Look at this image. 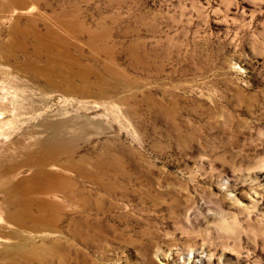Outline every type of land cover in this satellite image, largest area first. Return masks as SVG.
Masks as SVG:
<instances>
[{
    "label": "rangeland",
    "instance_id": "obj_1",
    "mask_svg": "<svg viewBox=\"0 0 264 264\" xmlns=\"http://www.w3.org/2000/svg\"><path fill=\"white\" fill-rule=\"evenodd\" d=\"M49 30L74 63L33 51ZM43 140L108 154V186L72 174L87 203L13 243L64 264H264V0H0V169ZM5 208L0 191V263Z\"/></svg>",
    "mask_w": 264,
    "mask_h": 264
},
{
    "label": "bare ground",
    "instance_id": "obj_2",
    "mask_svg": "<svg viewBox=\"0 0 264 264\" xmlns=\"http://www.w3.org/2000/svg\"><path fill=\"white\" fill-rule=\"evenodd\" d=\"M21 44L24 46L23 50L26 49V40ZM32 48L35 53L43 52L48 58L57 59L62 68L74 63L70 45L51 30L45 35L37 36ZM42 144L39 152L27 153L22 163L13 160L0 169L1 178L6 180H0V191L6 194L5 217L13 230L6 232L12 241L9 244L12 255L0 264H64L59 246L53 248L58 251L59 257H51L36 242H32L37 236H28L29 232L25 230L28 239L20 238L17 243H13L17 240L16 235L21 232L19 228L33 230L38 234L42 229L39 226L49 228L61 223L69 202L74 206H79L81 202L87 203L85 191L80 190L75 185L76 182H71L72 174L76 175L78 182L99 180L103 189L108 186L104 183L109 180V173L105 170L110 160L108 154H99L94 158L77 157L76 151L51 141L43 140ZM50 248L52 247L48 249Z\"/></svg>",
    "mask_w": 264,
    "mask_h": 264
}]
</instances>
